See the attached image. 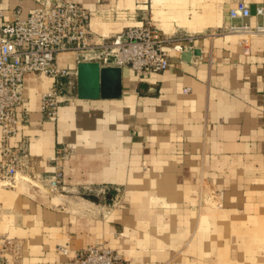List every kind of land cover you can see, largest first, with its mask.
Instances as JSON below:
<instances>
[{"label":"crops","instance_id":"obj_1","mask_svg":"<svg viewBox=\"0 0 264 264\" xmlns=\"http://www.w3.org/2000/svg\"><path fill=\"white\" fill-rule=\"evenodd\" d=\"M72 1L88 10L99 36L150 19L169 35L192 37L181 42L192 56L143 77L124 68L121 99L77 98L57 122L40 110L53 80L26 75L25 120L13 143H30V168L14 189H0V237L20 242L19 264H71L88 246L118 252L126 264H222L226 254V264H239L233 255L264 253V38L245 52L226 33L240 0ZM243 1L253 13L264 6ZM0 6L11 21L36 1ZM59 63L77 70L72 54ZM57 144L68 149L63 185L73 196L33 180L52 177ZM101 186L110 189L105 200L84 194ZM210 186L224 190L225 211L206 203Z\"/></svg>","mask_w":264,"mask_h":264},{"label":"built area","instance_id":"obj_2","mask_svg":"<svg viewBox=\"0 0 264 264\" xmlns=\"http://www.w3.org/2000/svg\"><path fill=\"white\" fill-rule=\"evenodd\" d=\"M26 18L7 20L0 6V189H14L21 175L30 168V143L13 140L25 120L19 111L25 109L24 82L28 74L53 80L52 87L41 97L44 117L57 122L65 103L77 99L74 80L77 70L59 63V56L72 54L76 68L80 63H97L100 67L132 70L138 77L157 74L170 67L173 57L193 51L181 42L187 38L169 35L150 19L127 27L112 37H103L90 29L88 10L72 0H35ZM226 33L239 38L245 52L254 38H264V6L255 13L243 0L229 10ZM256 19V23L252 20ZM187 40L192 42V37ZM68 149L57 144L52 157L54 173L48 180L39 175L33 180L45 185L53 195L70 192L63 185V159ZM74 192V191H73ZM108 186L86 187L84 194L105 200ZM22 247L19 241L0 237V264H19ZM60 254L70 253L68 246H59ZM71 264H126L125 259L109 248L88 246L78 251Z\"/></svg>","mask_w":264,"mask_h":264},{"label":"water","instance_id":"obj_3","mask_svg":"<svg viewBox=\"0 0 264 264\" xmlns=\"http://www.w3.org/2000/svg\"><path fill=\"white\" fill-rule=\"evenodd\" d=\"M199 55V51H194ZM183 58L189 60L190 52ZM77 97L80 100H119L123 96V69L119 67H100L97 63H80L77 66Z\"/></svg>","mask_w":264,"mask_h":264},{"label":"rangeland","instance_id":"obj_4","mask_svg":"<svg viewBox=\"0 0 264 264\" xmlns=\"http://www.w3.org/2000/svg\"><path fill=\"white\" fill-rule=\"evenodd\" d=\"M163 30L168 34L170 33L169 30H166L164 28ZM3 190H8V189H3ZM74 194H78V193L71 191L64 195L73 196ZM205 200L206 203L210 202V200L213 201L212 202L213 211L220 212V211H225L226 209L224 190L218 188L215 189V187L210 186V189L207 188V190L205 191ZM206 203H204V206H206ZM224 244L228 245V242L226 241V243ZM255 244H258L261 247L262 245L261 238L255 240ZM237 256H239V264H264V253H257V254L241 253L238 255H233L234 258H236ZM226 257H229V255L228 254L222 255V264H226V261H229Z\"/></svg>","mask_w":264,"mask_h":264}]
</instances>
